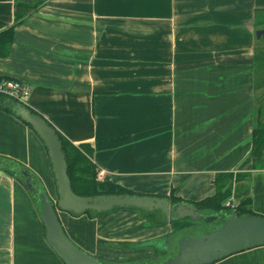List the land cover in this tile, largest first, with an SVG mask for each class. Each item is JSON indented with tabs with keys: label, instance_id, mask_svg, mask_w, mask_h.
Masks as SVG:
<instances>
[{
	"label": "crops",
	"instance_id": "obj_1",
	"mask_svg": "<svg viewBox=\"0 0 264 264\" xmlns=\"http://www.w3.org/2000/svg\"><path fill=\"white\" fill-rule=\"evenodd\" d=\"M16 1L0 0V31ZM261 28L264 0H47L16 26L0 77L28 85L29 108L91 147L99 180L199 201L215 193L217 173H249L252 208L264 216V169H252ZM0 159L29 169L57 199L43 141L2 108ZM3 167L0 264H64L40 204ZM58 216L74 243L106 260L145 256L154 249L140 242L172 233L131 208ZM213 264H264V246Z\"/></svg>",
	"mask_w": 264,
	"mask_h": 264
},
{
	"label": "water",
	"instance_id": "obj_2",
	"mask_svg": "<svg viewBox=\"0 0 264 264\" xmlns=\"http://www.w3.org/2000/svg\"><path fill=\"white\" fill-rule=\"evenodd\" d=\"M258 39L264 38V28L256 31ZM12 112L31 125L43 141L52 164L57 199L28 179L18 181L25 189L35 193L40 204V217L44 224L46 240L64 264H109L79 247L66 233L58 211L82 215L87 211L106 213L116 208H136L145 211H161L170 220L191 218L202 221L204 215L190 203L172 205L167 197L146 194H99L82 196L74 192L68 175V163L63 143L55 127L42 115L35 113L26 104L10 100ZM202 225L193 230H198ZM190 230V229H189ZM139 246L158 248L173 255L157 262L137 261L138 264H213L232 254L264 246V216H238L235 211L227 216L220 227L210 224L205 232L183 234L153 239Z\"/></svg>",
	"mask_w": 264,
	"mask_h": 264
},
{
	"label": "trees",
	"instance_id": "obj_3",
	"mask_svg": "<svg viewBox=\"0 0 264 264\" xmlns=\"http://www.w3.org/2000/svg\"><path fill=\"white\" fill-rule=\"evenodd\" d=\"M47 0H17L15 9V19L11 26L0 31V56H6L12 43L15 39V28L21 24L27 17L29 11L38 9ZM256 86L261 89L264 88V49H262L256 56ZM4 80H13L5 77H0V82ZM264 98V97H263ZM262 98V99H263ZM13 98L0 93V108L12 112L9 107V101ZM264 100V99H263ZM15 101V100H14ZM33 111V110H32ZM34 112V111H33ZM13 113V112H12ZM14 114V113H13ZM18 117V116H17ZM20 118V117H19ZM21 119V118H20ZM22 120V119H21ZM23 121V120H22ZM25 122V121H23ZM26 123V122H25ZM29 127L28 123H26ZM32 128V127H31ZM33 129V128H32ZM58 132V131H57ZM59 137L63 143V150L66 154V160L68 163V175L71 179L72 188L74 192L82 196H95L99 194H135L137 192L124 187L118 183L111 181H102L98 179V170L96 164L92 161L93 150L88 144L75 145L67 138H65L60 132ZM252 169H264V122L257 124L253 130L252 135ZM4 162V163H3ZM4 164L2 169L18 179L30 182H36V186L42 190H45L40 179L29 169L23 165H19L15 162L8 163L0 159V166ZM250 174L241 172H222L217 173L214 178V184L216 191L212 196H208L199 201H187L181 197L175 195L174 189L170 195H158L160 197H167L172 205L179 203H190L200 211L205 217L202 221H194L191 218L183 219H170L168 220L161 211H145L139 210L144 217L150 222L151 225L170 224L172 233L164 237H172L173 235H179L185 230L196 228L199 225L210 224L219 219H227L233 211L238 216H252L257 213L252 208V198L250 194L249 184ZM248 181V183L246 182ZM46 191V190H45ZM30 192V191H29ZM33 198L39 204L35 193L30 192ZM141 194L142 193H137ZM234 198V207L226 205L227 201ZM118 209V208H116ZM136 209V208H131ZM103 213V212H102ZM93 211H87L86 215L90 218L102 214ZM72 215H76L71 213ZM77 216V215H76ZM126 245V244H124ZM130 245V244H129ZM155 252H159L158 248H153ZM127 261H140L136 257H129ZM143 261V260H142Z\"/></svg>",
	"mask_w": 264,
	"mask_h": 264
},
{
	"label": "rangeland",
	"instance_id": "obj_4",
	"mask_svg": "<svg viewBox=\"0 0 264 264\" xmlns=\"http://www.w3.org/2000/svg\"><path fill=\"white\" fill-rule=\"evenodd\" d=\"M258 94L260 95V97L257 98V102H258L257 105L261 104V102L264 99L263 98L264 97V88ZM225 218L219 219V220L214 221V222H212L210 224H213L216 227H220L226 221ZM147 222L150 225V222L148 220H147ZM210 224H204L203 223L202 226H201V228L198 229V230L190 229V230H185L182 233L186 235V234H192V233L197 234L198 232H205L207 230V228L209 227ZM165 227H166L167 230L170 229V228H168L167 225H165ZM159 238H161V237H159ZM140 243H144V242H140ZM151 248L153 249L154 247H150V249ZM139 255L140 256H138V255L135 256L134 255L133 257H136V258L140 259V261L143 260V261H147V262H157L158 260L165 259L166 257H171L173 255V252L168 251V252L164 253L163 251L155 252L154 250H152V252L147 253L145 256H144V254L143 255L139 254ZM95 256H97L98 258H100L103 262L109 263V264H138V263H136L137 261H127L126 259H128L129 257L128 258H124V259H121L120 258L118 260H106L105 258L101 257V254H98V255H95Z\"/></svg>",
	"mask_w": 264,
	"mask_h": 264
},
{
	"label": "built area",
	"instance_id": "obj_5",
	"mask_svg": "<svg viewBox=\"0 0 264 264\" xmlns=\"http://www.w3.org/2000/svg\"><path fill=\"white\" fill-rule=\"evenodd\" d=\"M0 93H3L15 101H19L23 104H26L31 89L28 85L17 80H4L0 82ZM226 205L234 207V198L232 197L226 203Z\"/></svg>",
	"mask_w": 264,
	"mask_h": 264
},
{
	"label": "flooded vegetation",
	"instance_id": "obj_6",
	"mask_svg": "<svg viewBox=\"0 0 264 264\" xmlns=\"http://www.w3.org/2000/svg\"><path fill=\"white\" fill-rule=\"evenodd\" d=\"M257 115L259 118V124L264 122V100L261 102V104L257 105Z\"/></svg>",
	"mask_w": 264,
	"mask_h": 264
}]
</instances>
